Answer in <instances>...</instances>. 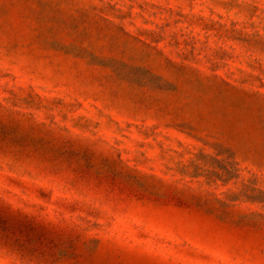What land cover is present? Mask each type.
<instances>
[{"label":"rangeland","instance_id":"1","mask_svg":"<svg viewBox=\"0 0 264 264\" xmlns=\"http://www.w3.org/2000/svg\"><path fill=\"white\" fill-rule=\"evenodd\" d=\"M0 264H264V0H0Z\"/></svg>","mask_w":264,"mask_h":264}]
</instances>
